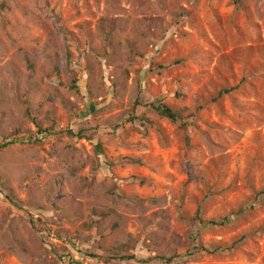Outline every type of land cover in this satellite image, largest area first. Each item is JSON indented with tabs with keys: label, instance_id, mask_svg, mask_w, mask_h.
Masks as SVG:
<instances>
[{
	"label": "rangeland",
	"instance_id": "1",
	"mask_svg": "<svg viewBox=\"0 0 264 264\" xmlns=\"http://www.w3.org/2000/svg\"><path fill=\"white\" fill-rule=\"evenodd\" d=\"M162 258L264 264V0H0V264Z\"/></svg>",
	"mask_w": 264,
	"mask_h": 264
},
{
	"label": "trees",
	"instance_id": "2",
	"mask_svg": "<svg viewBox=\"0 0 264 264\" xmlns=\"http://www.w3.org/2000/svg\"><path fill=\"white\" fill-rule=\"evenodd\" d=\"M28 68H29V70L33 69V65L30 61H28ZM150 107L153 110H155L160 116L167 118V119H169L175 123H179L183 129L186 128L180 114L178 112H176L175 110H173L168 105H166L165 103H163V102L152 103L150 105ZM38 132L41 135V137L46 134V132H43L42 130H39ZM13 143H14V141H11L10 143H4V145H2L1 147L7 148L10 145H12ZM198 219L202 222L199 215H198ZM227 221H228V219L226 218L223 221H211L208 224H210V225H224ZM132 258H134V257H132ZM162 259L166 261V264H169L173 260V258H162Z\"/></svg>",
	"mask_w": 264,
	"mask_h": 264
}]
</instances>
